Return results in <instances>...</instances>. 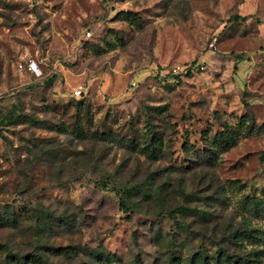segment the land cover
<instances>
[{
    "label": "rangeland",
    "instance_id": "374dc122",
    "mask_svg": "<svg viewBox=\"0 0 264 264\" xmlns=\"http://www.w3.org/2000/svg\"><path fill=\"white\" fill-rule=\"evenodd\" d=\"M99 257L264 264V0H0V264Z\"/></svg>",
    "mask_w": 264,
    "mask_h": 264
},
{
    "label": "trees",
    "instance_id": "16d2710c",
    "mask_svg": "<svg viewBox=\"0 0 264 264\" xmlns=\"http://www.w3.org/2000/svg\"><path fill=\"white\" fill-rule=\"evenodd\" d=\"M234 16H236V17H240V18H244V16H239V15H237V14H235ZM102 185H105V182H102L101 183ZM120 207L121 208H123L124 207V205H123V203L121 202L120 203ZM84 248V247H83ZM82 248V249H83ZM63 250L65 249V248H62ZM86 250H84L83 252H82V255H85V256H87V257H89V258H91V257H93V255H98V256H101V255H103V252H104V250H103V248H100V247H98V246H94V247H88V248H85ZM79 252L78 251H75V255H77ZM102 253V254H101ZM107 255V254H106ZM97 256V257H98ZM38 259H40V257L38 258ZM99 262H100V264H108V263H106V262H104V259L102 258H100L99 257ZM28 262L27 261H25V262H23V264H27ZM76 264H96L94 261H91V260H79Z\"/></svg>",
    "mask_w": 264,
    "mask_h": 264
},
{
    "label": "built area",
    "instance_id": "2783aa9c",
    "mask_svg": "<svg viewBox=\"0 0 264 264\" xmlns=\"http://www.w3.org/2000/svg\"><path fill=\"white\" fill-rule=\"evenodd\" d=\"M86 34H88V32H86ZM35 63L36 62L34 59H32L30 57H26L25 59L23 58V59L19 60L17 62V65H18V67L31 72L35 68V65H36ZM79 93H80V88H73L72 89V95L77 96V95H79Z\"/></svg>",
    "mask_w": 264,
    "mask_h": 264
}]
</instances>
